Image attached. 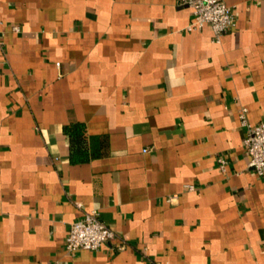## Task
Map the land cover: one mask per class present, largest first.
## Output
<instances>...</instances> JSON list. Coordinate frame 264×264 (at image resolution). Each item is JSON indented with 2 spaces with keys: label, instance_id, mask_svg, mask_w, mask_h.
I'll use <instances>...</instances> for the list:
<instances>
[{
  "label": "crops",
  "instance_id": "crops-1",
  "mask_svg": "<svg viewBox=\"0 0 264 264\" xmlns=\"http://www.w3.org/2000/svg\"><path fill=\"white\" fill-rule=\"evenodd\" d=\"M224 2L215 42L179 0H0V264H264V0ZM91 209L118 238L67 254Z\"/></svg>",
  "mask_w": 264,
  "mask_h": 264
},
{
  "label": "built area",
  "instance_id": "built-area-1",
  "mask_svg": "<svg viewBox=\"0 0 264 264\" xmlns=\"http://www.w3.org/2000/svg\"><path fill=\"white\" fill-rule=\"evenodd\" d=\"M179 3L185 4L191 9L192 19L185 27L188 31L201 30L203 26L208 25L212 29L214 41L219 42L222 34L234 26L233 11L224 0H179ZM13 30L18 31V28L14 27ZM1 36L0 32V47L2 46ZM246 114L247 109L240 107L238 118L240 124L246 127L243 146L249 157L248 166L258 176H264V121L251 125L247 121ZM218 163L221 171L225 172V159H218ZM188 187L192 188V185ZM117 238L116 232L101 220L98 210H82L81 216L68 228L64 249L67 254H74L79 250L95 251L104 243ZM117 248L124 249L125 242L120 239Z\"/></svg>",
  "mask_w": 264,
  "mask_h": 264
},
{
  "label": "trees",
  "instance_id": "trees-1",
  "mask_svg": "<svg viewBox=\"0 0 264 264\" xmlns=\"http://www.w3.org/2000/svg\"><path fill=\"white\" fill-rule=\"evenodd\" d=\"M71 147L70 158L72 161H83L87 159L85 151V132L82 124H74L65 127Z\"/></svg>",
  "mask_w": 264,
  "mask_h": 264
}]
</instances>
